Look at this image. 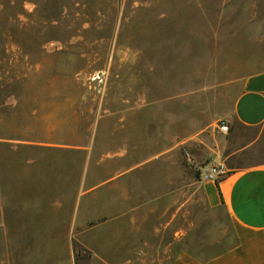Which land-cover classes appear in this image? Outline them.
Listing matches in <instances>:
<instances>
[{"label": "rangeland", "instance_id": "rangeland-1", "mask_svg": "<svg viewBox=\"0 0 264 264\" xmlns=\"http://www.w3.org/2000/svg\"><path fill=\"white\" fill-rule=\"evenodd\" d=\"M263 67L264 0H0V264L232 246L204 174Z\"/></svg>", "mask_w": 264, "mask_h": 264}, {"label": "crops", "instance_id": "crops-1", "mask_svg": "<svg viewBox=\"0 0 264 264\" xmlns=\"http://www.w3.org/2000/svg\"><path fill=\"white\" fill-rule=\"evenodd\" d=\"M221 123L227 132H219L224 143L212 166H223L224 174L207 179L203 187L207 203L222 206L234 223L235 243L206 258L178 249L167 264H264V67L242 79L231 112Z\"/></svg>", "mask_w": 264, "mask_h": 264}, {"label": "built area", "instance_id": "built-area-1", "mask_svg": "<svg viewBox=\"0 0 264 264\" xmlns=\"http://www.w3.org/2000/svg\"><path fill=\"white\" fill-rule=\"evenodd\" d=\"M217 130L220 133H226L227 132V126L224 123H220L217 126ZM224 174V168L221 165L218 166H211L210 168V172L204 174L205 179H216L217 177H219L220 175Z\"/></svg>", "mask_w": 264, "mask_h": 264}]
</instances>
